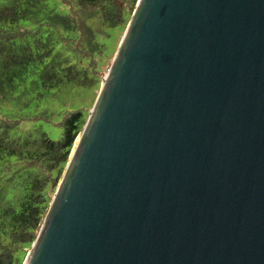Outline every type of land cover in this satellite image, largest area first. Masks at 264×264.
Returning <instances> with one entry per match:
<instances>
[{"label":"water","instance_id":"obj_1","mask_svg":"<svg viewBox=\"0 0 264 264\" xmlns=\"http://www.w3.org/2000/svg\"><path fill=\"white\" fill-rule=\"evenodd\" d=\"M26 264H264V0H138Z\"/></svg>","mask_w":264,"mask_h":264},{"label":"trees","instance_id":"obj_2","mask_svg":"<svg viewBox=\"0 0 264 264\" xmlns=\"http://www.w3.org/2000/svg\"><path fill=\"white\" fill-rule=\"evenodd\" d=\"M56 2L0 0V264H24L88 119L69 111L54 140L22 127L25 110L58 89L94 87L103 39L126 30L138 0H61L68 11Z\"/></svg>","mask_w":264,"mask_h":264},{"label":"rangeland","instance_id":"obj_3","mask_svg":"<svg viewBox=\"0 0 264 264\" xmlns=\"http://www.w3.org/2000/svg\"><path fill=\"white\" fill-rule=\"evenodd\" d=\"M56 6L61 10L68 11V7L62 4L61 0H57ZM109 31L110 35L103 39L106 51L99 56L100 72L99 81L96 85L94 87H64L56 90L53 95L46 97L40 103H34L25 110L27 114H31L30 116L32 117L30 119L32 120L23 123L22 127L26 129L34 126L41 127L52 139L58 140L62 137L63 133L61 122L69 111L82 109L87 114V117L89 116L125 33L124 30H118L117 28L109 29ZM45 111L49 114L40 119L34 118L37 115L41 116ZM31 248L32 246L26 251L24 264H26ZM19 254L24 256L25 252L21 251Z\"/></svg>","mask_w":264,"mask_h":264}]
</instances>
